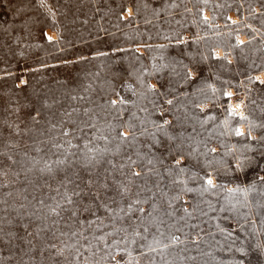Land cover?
I'll use <instances>...</instances> for the list:
<instances>
[{"label":"rangeland","instance_id":"rangeland-1","mask_svg":"<svg viewBox=\"0 0 264 264\" xmlns=\"http://www.w3.org/2000/svg\"><path fill=\"white\" fill-rule=\"evenodd\" d=\"M259 71L264 0H0V264H264ZM69 139L85 192L44 219L65 173L26 169Z\"/></svg>","mask_w":264,"mask_h":264},{"label":"snow or ice","instance_id":"snow-or-ice-1","mask_svg":"<svg viewBox=\"0 0 264 264\" xmlns=\"http://www.w3.org/2000/svg\"><path fill=\"white\" fill-rule=\"evenodd\" d=\"M45 2V0H41V4L43 5ZM207 19V18H205ZM233 23H235V21H233ZM49 39H51V37H48ZM237 41L238 44H243L244 41L239 40V37H237ZM251 79V78H250ZM256 80H259L261 83H264V79H261V77L257 76L255 78ZM226 95H228L229 97L232 95L231 92L226 93ZM75 99V97H74ZM121 103H123L124 101L121 100ZM112 104H115L116 101H111ZM169 103H171V101H169ZM241 104H237L235 106V108H231L230 106V110L232 112H235L236 109L240 108ZM87 114V112L85 113ZM66 115L71 116V113H67ZM241 119H247V117L243 116V114H241ZM167 123V122H165ZM55 127V126H53ZM236 134L237 135H243L244 133L241 132L239 129L236 130ZM63 135L65 137H68L69 135H71L70 131H64ZM121 137H125L126 133L121 132L120 133ZM101 139H105L107 140V137H100ZM66 143L68 144V148H64L63 144H54L53 146L56 149H64L63 153H62V158H57L55 160H37L35 158H32L29 163L31 164L30 168H27V171H32L33 169H37L40 173H47L49 175H54L57 171H62L65 173L63 180H61L59 182V187L56 188V191L58 194H60L61 192V188L64 189L63 193L61 194V199L59 201H56V203L53 204H46L44 200H39L38 203L40 205L41 209H46V213L43 214V218L47 219L49 216H55V217H60L61 213L63 211H67L68 209L65 207V205L68 206H73L75 207L76 205V200L74 199V197H81L84 192L85 189L81 188L80 184L77 183L75 180L72 179V176L68 175V170L74 168V166L79 163L78 160L75 159V157L77 156V153L79 152V146L76 144L72 143V140L69 139L66 141ZM90 142H85L83 147L85 149V151L82 153V157H83V165L85 167H88L89 165L92 164H99L100 163V159L98 158L99 154H101L104 151H107V149H103L100 150L98 148L95 147H90L89 146ZM70 149H76V152L71 151ZM37 152L41 151L39 148L36 149ZM9 159H11V157H9ZM13 163H15V161H13ZM133 164L135 163L134 161L132 162ZM38 165H42L37 167ZM239 166V165H238ZM73 175H78V173L73 172ZM133 176H139L140 173L139 172H132ZM262 180H264V177H261ZM206 184L208 185V188L205 189V191L209 190L212 187H215L214 183H213V179L211 177L206 179ZM72 185V189L71 191H69L68 186ZM93 185V181L91 179H89L87 181V185L86 187L88 188L89 192L91 190V186ZM5 187L7 185H4ZM50 187V185H49ZM102 187H107V185H102ZM255 189V185H253L251 190ZM122 190L123 192H127L128 189L124 186H122ZM189 191H191V189H189ZM250 189L248 188H235V189H228L229 193H242L245 201L247 200L248 197V193H249ZM8 195H12V193H8ZM260 195L262 197H264V192H261ZM23 199H27V197H23ZM53 200H55V197L52 198ZM135 203H140V201H135ZM257 206L258 207H264V204H261L259 202H257ZM21 208H24L25 205L21 204L20 205ZM129 211H131V205L129 206ZM141 212H143V209H140ZM188 210L185 209V212H187ZM72 215L75 216L76 212L73 211ZM262 222H264V220H262ZM26 227V226H25ZM145 231H147V229H145ZM0 232H3V229L0 228ZM11 235V234H9ZM29 235H31V233H29ZM61 235H63V233H61ZM72 235H76V233H72ZM136 235H139V233H137ZM3 237L0 236V239H2ZM99 239L103 240L104 237H99ZM179 240V237H171V241L173 244H175L177 241ZM134 242V241H133ZM29 243H31V241H29ZM156 244H161V241H155ZM75 247L74 245H68L65 244L63 247H57L56 244H50L49 248L51 249H56V254L59 256H63L65 249L67 248H73ZM151 247V246H150ZM169 245L168 244H163V248L166 249L168 248ZM154 250V249H153ZM240 251H243L242 249H240ZM77 256H79V250L77 249ZM113 259H115V257H113ZM20 264H27V262L25 261H21ZM117 264H119V262H117ZM238 264H242V262H238Z\"/></svg>","mask_w":264,"mask_h":264},{"label":"bare ground","instance_id":"bare-ground-1","mask_svg":"<svg viewBox=\"0 0 264 264\" xmlns=\"http://www.w3.org/2000/svg\"><path fill=\"white\" fill-rule=\"evenodd\" d=\"M206 16H209V14L207 13ZM233 17H234V16H233ZM236 19H237V18H236ZM54 37H55V36H54ZM244 38H245V36H241V39H242V40H245ZM257 76H259V77L262 78V77L264 76V72H263V71L256 72V73H255V77H257ZM234 104H235V105H237V104H241V102H238V103L236 102V103H234ZM238 111H239L240 114H242V113L244 112V111L242 110V108H238Z\"/></svg>","mask_w":264,"mask_h":264},{"label":"crops","instance_id":"crops-1","mask_svg":"<svg viewBox=\"0 0 264 264\" xmlns=\"http://www.w3.org/2000/svg\"><path fill=\"white\" fill-rule=\"evenodd\" d=\"M211 13V12H210Z\"/></svg>","mask_w":264,"mask_h":264}]
</instances>
